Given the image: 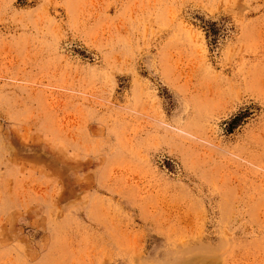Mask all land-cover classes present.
Returning a JSON list of instances; mask_svg holds the SVG:
<instances>
[{
	"label": "rangeland",
	"instance_id": "1",
	"mask_svg": "<svg viewBox=\"0 0 264 264\" xmlns=\"http://www.w3.org/2000/svg\"><path fill=\"white\" fill-rule=\"evenodd\" d=\"M0 264H264V0H0Z\"/></svg>",
	"mask_w": 264,
	"mask_h": 264
}]
</instances>
